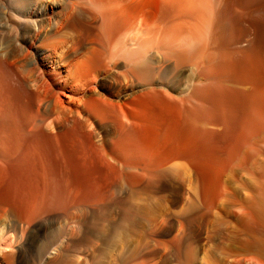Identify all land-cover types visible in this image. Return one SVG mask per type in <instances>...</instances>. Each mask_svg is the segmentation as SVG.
<instances>
[{
    "label": "bare ground",
    "instance_id": "1",
    "mask_svg": "<svg viewBox=\"0 0 264 264\" xmlns=\"http://www.w3.org/2000/svg\"><path fill=\"white\" fill-rule=\"evenodd\" d=\"M0 264H264V0H0Z\"/></svg>",
    "mask_w": 264,
    "mask_h": 264
},
{
    "label": "rangeland",
    "instance_id": "2",
    "mask_svg": "<svg viewBox=\"0 0 264 264\" xmlns=\"http://www.w3.org/2000/svg\"><path fill=\"white\" fill-rule=\"evenodd\" d=\"M133 37V36H132Z\"/></svg>",
    "mask_w": 264,
    "mask_h": 264
}]
</instances>
